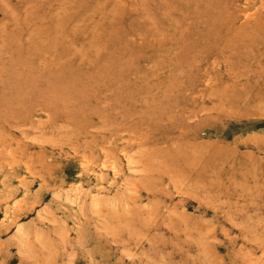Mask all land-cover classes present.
<instances>
[{"label": "rangeland", "instance_id": "obj_1", "mask_svg": "<svg viewBox=\"0 0 264 264\" xmlns=\"http://www.w3.org/2000/svg\"><path fill=\"white\" fill-rule=\"evenodd\" d=\"M0 264H264V0H0Z\"/></svg>", "mask_w": 264, "mask_h": 264}]
</instances>
